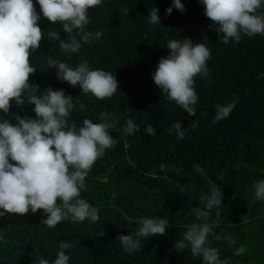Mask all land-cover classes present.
<instances>
[{"label": "trees", "instance_id": "1", "mask_svg": "<svg viewBox=\"0 0 264 264\" xmlns=\"http://www.w3.org/2000/svg\"><path fill=\"white\" fill-rule=\"evenodd\" d=\"M181 3L186 11L173 9L168 16L172 0H104L88 13L87 29L103 33L98 41L65 55L58 41L45 38L30 56L36 67L30 84L40 92L63 89L70 95L75 107L68 122L78 128L84 119L102 123L100 114H111L115 126L109 132L117 143L95 162L81 191L99 218L48 228L41 210L6 215L0 218V264H38L40 258L51 264L62 240L71 243L70 264H202L190 246L175 243L192 225L205 222L212 227L208 246L218 250L224 264H264V201L255 199L253 187L264 180V36L225 45L209 30L212 21L198 0ZM153 7L159 25L149 23ZM38 23L42 31L51 29L67 39L59 23L43 17ZM185 38L205 43L211 56L208 76L195 78V117L169 101L152 80L159 60L169 55L168 41ZM49 58L73 68L86 60L91 69L116 75L118 92L103 100L81 94L57 79ZM233 99L238 103L229 117L213 123L216 105ZM33 108L13 105L0 117L12 123L16 114L35 118ZM128 119L140 128L131 136L123 132ZM176 122L184 127L183 140L169 133ZM148 125L156 129L154 136L145 134ZM212 192H222V205L208 210L201 195ZM197 209L208 216L198 219ZM156 217L168 219L166 234L142 240L140 251L125 252L118 236L133 234L144 219ZM241 247L244 252L237 255Z\"/></svg>", "mask_w": 264, "mask_h": 264}, {"label": "clouds", "instance_id": "2", "mask_svg": "<svg viewBox=\"0 0 264 264\" xmlns=\"http://www.w3.org/2000/svg\"><path fill=\"white\" fill-rule=\"evenodd\" d=\"M204 7V15L212 21L209 30H215L219 41L227 45L230 41L239 44L242 37L264 36V0H198ZM0 0V113L9 114L16 107L34 105L35 118L16 114L9 119L0 117V218L6 215L24 216L41 210L46 218L42 221L48 228H55L62 221L84 222L99 218L98 209L81 198L86 190V178L95 162L107 149L115 146L117 140L110 134L114 117L101 113L102 123L84 119L81 127L70 124L75 105L74 99L63 89L47 88L43 92L29 82L36 71L30 63V56L37 52L43 39L58 41L60 49L68 54L79 53L83 45L98 41L103 33L89 31V10L100 6L104 0ZM173 9L186 11L181 0H172L165 9L170 16ZM46 18L52 25L59 23L67 34L61 39L57 31H42L39 23ZM149 23L159 25L158 9L149 13ZM46 34V36H45ZM79 37V39H77ZM167 57L159 60L152 73L154 84L174 101L189 117L197 115L198 94L195 78L207 77L210 49L205 43H194L190 38L169 40ZM49 69L56 70V77L81 94H91L103 100L113 97L119 88L116 75L91 69L86 60L76 67L49 58ZM238 100L225 105H216L213 123L227 119ZM83 109V105L80 106ZM140 128L132 119L126 121L124 134L131 136ZM144 132L154 136L156 129L148 125ZM169 133H175L178 140L185 136L181 122L174 123ZM15 162V163H12ZM254 197L264 201V180L254 184ZM116 198V193L112 194ZM222 192L202 194L201 201L206 209L222 205ZM197 217L206 218L208 211L196 210ZM169 221L164 218H146L133 234L118 236L117 240L128 254L140 251L142 240L163 236ZM212 234L209 223L192 225L175 247H189L194 256L201 257L202 264H224L219 252L209 245ZM59 251L51 264H70L71 243L62 240ZM244 252L241 247L237 255ZM38 264H50L40 258Z\"/></svg>", "mask_w": 264, "mask_h": 264}]
</instances>
